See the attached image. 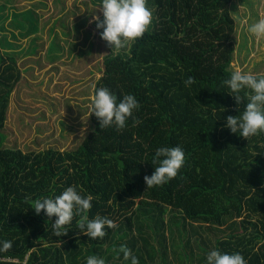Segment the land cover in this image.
Here are the masks:
<instances>
[{
    "label": "trees",
    "instance_id": "1",
    "mask_svg": "<svg viewBox=\"0 0 264 264\" xmlns=\"http://www.w3.org/2000/svg\"><path fill=\"white\" fill-rule=\"evenodd\" d=\"M233 3L147 0L152 24L129 50L110 49L94 88L135 95L140 108L133 116L141 123L130 118L123 130L102 129L90 108L92 127L71 150L6 145L10 101L23 72L0 46V240L12 241L0 264H85L89 255L129 264L116 254L122 244L139 264H205L214 248L264 264V133L247 140L225 127L247 102L241 92L239 105L223 83L236 51ZM55 28L45 30L53 35ZM56 48L53 38L49 49ZM189 76L195 83L186 87ZM161 146L182 147L185 163L167 184L147 188L144 177L154 172ZM71 185L93 196L90 219L114 221L103 239L81 233L75 216L68 233L56 237L57 217L31 209L35 199Z\"/></svg>",
    "mask_w": 264,
    "mask_h": 264
},
{
    "label": "rangeland",
    "instance_id": "2",
    "mask_svg": "<svg viewBox=\"0 0 264 264\" xmlns=\"http://www.w3.org/2000/svg\"><path fill=\"white\" fill-rule=\"evenodd\" d=\"M61 1L64 13L60 12ZM100 3L0 0V46L17 57L23 72L10 101L4 127L6 145L24 151L71 150L90 131V99L104 57L112 49L101 39L102 29L90 22L94 16L103 19ZM232 9L237 21L232 70L264 75V38L257 40L246 31L247 23L264 17V0H234ZM51 26H56L53 35L45 30ZM53 38L57 48L50 51ZM129 46L114 52H125ZM207 235L214 239L215 232Z\"/></svg>",
    "mask_w": 264,
    "mask_h": 264
},
{
    "label": "clouds",
    "instance_id": "3",
    "mask_svg": "<svg viewBox=\"0 0 264 264\" xmlns=\"http://www.w3.org/2000/svg\"><path fill=\"white\" fill-rule=\"evenodd\" d=\"M99 9L103 19L94 16L90 22H95L98 30L102 29L101 39L108 43L112 51L127 49L131 42L145 34L153 21V11L148 7L147 0H101ZM246 31L257 40L264 38V17L247 23ZM194 83L195 78L191 76L184 81L186 87ZM223 83L239 105L242 102L241 92L247 101L242 114L238 108V115L226 117L225 127L247 140L264 133V75L237 68ZM91 106V113L99 120L102 129L115 126L123 130L130 118L133 126L141 123L133 116L140 108V103L133 94L119 98L109 88L98 87L91 98ZM151 162L155 168L150 176L144 177L147 188L162 186L174 179L184 165V149L180 146L158 147ZM92 201L91 194H82L78 186L71 185L59 195L35 199L31 209L38 215L43 211L50 218L57 217L52 223V231L56 237L68 233L66 226L72 224L75 216L79 217L78 227L81 233L91 240L103 239L107 234L105 228H114L115 223L100 215L90 219L87 213L92 208ZM11 248L12 241L0 240V252ZM115 251L117 256L122 254L123 260L129 264H139L138 257L126 245H120ZM85 264H106V261L100 256L89 255L85 258ZM205 264H247V260L238 251L224 252L214 248L206 254Z\"/></svg>",
    "mask_w": 264,
    "mask_h": 264
},
{
    "label": "built area",
    "instance_id": "4",
    "mask_svg": "<svg viewBox=\"0 0 264 264\" xmlns=\"http://www.w3.org/2000/svg\"><path fill=\"white\" fill-rule=\"evenodd\" d=\"M14 261H18V260L14 259Z\"/></svg>",
    "mask_w": 264,
    "mask_h": 264
}]
</instances>
